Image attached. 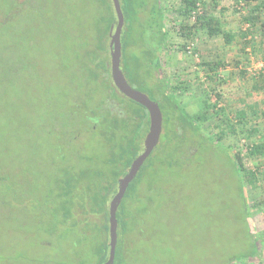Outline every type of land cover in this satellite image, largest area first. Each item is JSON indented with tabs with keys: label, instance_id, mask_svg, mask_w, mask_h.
<instances>
[{
	"label": "rangeland",
	"instance_id": "1",
	"mask_svg": "<svg viewBox=\"0 0 264 264\" xmlns=\"http://www.w3.org/2000/svg\"><path fill=\"white\" fill-rule=\"evenodd\" d=\"M178 1L164 0L168 14ZM202 9L220 20L233 41L204 30L190 41L177 34L184 19L169 14L158 75L169 89L181 87L162 94H172L192 114L214 102L212 87L222 81L223 118L213 114L199 135L184 138L187 153H177V125L162 106L163 132L150 167L127 208L119 206L129 219L118 229L121 264H264V170L251 186L232 156L252 141H264V89H256L253 78L264 65L261 37L253 33L244 50L240 32L247 22L238 0H204ZM101 13L98 0H0V264L97 263L87 221L102 225L103 215L77 207L60 218L57 209L65 167L98 166L108 155L107 139L90 132L84 118L83 66ZM138 30L139 25L135 40ZM202 60L223 63L216 83L199 65ZM132 85L148 92L145 85ZM100 100L94 96L91 103ZM252 127L259 132L250 139ZM249 165L264 167V157Z\"/></svg>",
	"mask_w": 264,
	"mask_h": 264
},
{
	"label": "trees",
	"instance_id": "2",
	"mask_svg": "<svg viewBox=\"0 0 264 264\" xmlns=\"http://www.w3.org/2000/svg\"><path fill=\"white\" fill-rule=\"evenodd\" d=\"M120 1L125 16V25L121 37V65L124 66L123 72L131 85L133 82H138V84L146 86L148 92L141 91L157 101L162 112V106L167 107L169 122L172 120V123L177 125L174 134L175 145H177L175 150L177 153L181 151L187 153L186 150L189 149V146H187L188 148L185 146L186 141L184 138L186 136L190 138L197 134L199 135L198 132H200L201 126L209 121L213 114L221 119L223 118L224 107L219 104L223 100V94L220 89L222 81L216 83L218 79L217 70L223 63L217 60H202L199 62L201 68L208 71L207 75L211 82L216 83L212 87V94L215 98L214 102L207 103L201 112L188 113L180 106L177 99L171 98V95L176 94V90L181 87L178 85L172 90L169 89L170 85L158 75L161 65L159 52L168 34L166 19H168L169 14L175 12L177 16L182 17L184 21L179 23L177 34L190 41L194 40L195 35L200 30L206 31L210 36L222 35L226 43L232 42L234 35L223 30L220 20L211 13L203 11L197 15L195 21L192 22L190 20L193 11L198 9L199 5L204 6V0H179L177 6L172 10L170 9L172 13L170 12L169 14V11H167L168 5L166 4L165 6L163 4L164 0ZM98 3L102 8V13L95 20L91 30L92 34L89 36L86 48L88 62L83 66L85 68L84 75L86 76V87L84 88L87 90L85 95L87 101L84 103V118L88 122V130L103 135L110 145L107 151L108 155L105 159H102V163L98 166L89 164V167L80 169L65 167L63 178L60 180L62 186L60 187L59 199L62 206L57 209V213L60 218L62 217L61 215L64 218H68L79 207L81 209L84 208L86 212L92 215H103L104 222L102 225L94 221H87V233L89 234V239L94 241L93 245H96L95 251L98 255L96 264H104L109 256L110 242L108 237V201L110 196L117 191L118 179L125 175L132 161L141 151L143 136L149 129V114L144 106L120 93L113 84L112 78H110L111 69L107 40L112 26L117 22V16L112 0H98ZM238 4L241 9L245 10L243 19L247 22V28L240 32L243 38L244 50H247L246 48L250 44V39L248 38H251L254 35L253 33L257 31L261 37L259 46L264 57V0H238ZM138 25L139 39L135 40L134 33L136 34V32H134V29ZM150 39L153 41V46L149 44ZM132 46H138L139 51L136 52L137 54L132 52ZM184 47L186 48L187 45L185 44ZM243 73L245 74V72ZM253 78L256 81L255 88L264 89V65ZM155 91L160 93V96L157 97L158 99L154 98ZM171 91H173L172 94L163 95L164 93H171ZM94 96L101 97L97 105L91 103ZM224 121L227 122L226 120ZM220 131L221 136L218 138L222 139L225 133L223 129H220ZM258 132L259 129L257 127H252L247 137L251 139ZM169 145L166 144L165 147ZM151 156L152 154L147 158L140 172L130 183L122 200L123 203L121 202V204L125 205V208L133 200L132 197L136 193L139 182L145 177V169L147 170L150 167L147 162ZM232 156L235 166L243 173L247 182L251 186H256L264 167H251L249 163L252 158L264 157V141H252V143H248L245 147L233 152ZM122 214L120 215L118 212V221L119 225L122 223L125 228L129 219L125 213ZM92 224L95 225L94 231L89 230L93 226ZM126 228L128 229L129 227L126 226ZM126 230L124 229L125 233ZM92 234L95 235L92 236ZM122 250L118 248L117 244L114 264L120 263L118 262V256L123 252ZM229 264L237 263L230 262Z\"/></svg>",
	"mask_w": 264,
	"mask_h": 264
},
{
	"label": "water",
	"instance_id": "3",
	"mask_svg": "<svg viewBox=\"0 0 264 264\" xmlns=\"http://www.w3.org/2000/svg\"><path fill=\"white\" fill-rule=\"evenodd\" d=\"M117 16L116 25L110 32V69L113 84L120 93L129 99L144 106L149 114V129L144 139V149L131 163L124 176L118 179V189L109 205V256L104 264H114L118 244V210L128 190L130 183L135 179L147 158L158 146L163 132V112L159 103L145 92L133 87L126 78L122 67V31L125 25V16L120 0H112Z\"/></svg>",
	"mask_w": 264,
	"mask_h": 264
},
{
	"label": "built area",
	"instance_id": "4",
	"mask_svg": "<svg viewBox=\"0 0 264 264\" xmlns=\"http://www.w3.org/2000/svg\"><path fill=\"white\" fill-rule=\"evenodd\" d=\"M203 12V9H202V6L201 5H199V7H198V9H196V10H194L193 11V13H192V16H191V21L193 22V21H195L196 20V17H197V15L198 14H200V13H202ZM194 46V43H191V44H189V45H187V49H190L191 47H193Z\"/></svg>",
	"mask_w": 264,
	"mask_h": 264
},
{
	"label": "flooded vegetation",
	"instance_id": "5",
	"mask_svg": "<svg viewBox=\"0 0 264 264\" xmlns=\"http://www.w3.org/2000/svg\"><path fill=\"white\" fill-rule=\"evenodd\" d=\"M143 149H144V148H143ZM142 151H143V150H142ZM142 151H140V153H142ZM140 153H139V154H140ZM142 167H143V166H142ZM142 167H141V168H142ZM140 170H141V169H140ZM139 172H140V171H139ZM139 172H138V173H139ZM128 188H129V187H128Z\"/></svg>",
	"mask_w": 264,
	"mask_h": 264
}]
</instances>
